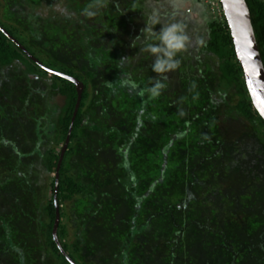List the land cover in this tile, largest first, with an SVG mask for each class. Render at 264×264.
<instances>
[{
    "label": "trees",
    "instance_id": "16d2710c",
    "mask_svg": "<svg viewBox=\"0 0 264 264\" xmlns=\"http://www.w3.org/2000/svg\"><path fill=\"white\" fill-rule=\"evenodd\" d=\"M59 1L13 0V4L8 2L14 8H17L18 5L25 7V16L21 18L20 23L24 22L27 29L0 19V27L9 34L7 35L0 29V72L5 69L23 68L22 70L26 73H34L40 77L50 76V86L44 90L41 88L37 93L46 95L47 91H54L56 95L51 103L46 98L39 102L33 96V91L29 90L27 96L24 97V106H21L18 111L14 110L15 112L9 111L8 105L0 104V120L1 118H7L3 119L5 122L16 120L20 129L19 131L13 128L12 131L8 132L17 137L11 139L0 137V160L2 161L0 168V208L6 210L11 208V205L20 207L21 216L25 218L31 214L27 208L31 206L36 210L41 208L44 246L53 256V264H71L68 258L75 264H185L184 262L187 264H209L212 253L208 254L205 243L202 245L200 241H198L197 246L194 245L196 251L182 258L183 262L178 261L179 254L174 250L173 239L168 238V235L161 236L164 240L160 241L161 243L158 242L159 247L156 249L152 247L150 240L152 237L146 232H149L148 229L150 230L152 221H155L156 218H164L165 212L160 210L155 217H149L146 221L139 223L140 209L148 196L146 193H139V183L146 175L139 172L135 157L131 154L134 150L133 144L136 137L142 133L149 136L147 124L157 117L160 121H165L164 126L171 122L175 124V130L168 135L164 153L166 155L170 153V147L175 143L174 134H178L182 130L192 142L189 152L186 153L187 161H189L188 159L207 157L208 164L213 162L212 170L216 176L225 170L227 171V167H224V170L221 162L222 159L226 158L224 154V142L226 143V141L221 137L223 134L221 133V124L225 126L233 123L242 127L246 132L252 133L264 147V119L252 103L242 68L237 61L224 14L222 15L223 20L207 21V38L199 49V54L202 57L181 60L180 67L175 70L179 84L176 82V89L174 90L171 88L174 81L172 78L171 80L170 78L165 79L155 72H152L153 75L148 77L137 76L136 70H143L142 67L134 69V74H129L128 68L119 64L121 55L113 46L110 49L92 47L89 50L87 58L93 67L100 65L109 56L115 57L116 62L112 67L113 75L101 82L100 86H103L106 94L105 103L115 110L130 131L121 133L116 130V134L122 142L118 143L115 140L109 148H106L99 145L97 147L90 140L93 133L108 134L112 131L111 115L107 112V107L100 105V118H97L94 115L97 114L95 106L89 104L90 102L96 104L103 102L99 96V89L92 86L95 73L88 70L87 67L81 68L84 72L81 73L68 63L58 60L48 46L50 41L58 45L66 38L59 30L60 20L79 21L89 33L91 30V27L82 20L79 13L73 16L58 13L56 3L59 4ZM63 1L65 6L66 2L68 5L67 0ZM246 2L250 9L252 25L264 64V1L246 0ZM30 6L34 9L32 18H29L27 14ZM38 7L39 11L37 12ZM67 7L72 8L69 5ZM44 10H47L46 14H44ZM41 20L49 22L54 20L57 23L54 22V25H50L51 29H44L41 26ZM10 36L23 46L31 56L39 60L43 66L72 76L81 81L84 86L80 105L73 122L70 141L59 170L57 199L60 222L57 229V241L63 251L59 248L52 234L56 215L54 202L55 173L75 109L77 88L68 79L55 74L49 75ZM37 52L40 54L39 56L36 55ZM108 52L110 53L108 54ZM156 79H160L165 84L158 96L149 91ZM169 87L172 91L176 90L174 93L180 100V105H175L173 109L169 98H167L168 94L170 95ZM183 89L185 93L180 91ZM28 110L31 114L28 113ZM154 111L159 115L155 117ZM101 117H108L109 126L101 123L103 120ZM31 124L34 127L33 132L30 129ZM7 144L11 145V148H5L8 146ZM79 147L81 149L77 151ZM88 150L91 151V156L88 154ZM108 151L114 153L113 161L110 160V156L106 155ZM32 155L37 156L39 162L33 161ZM5 157L6 159H4ZM217 158L219 159L217 160ZM5 160L9 163L7 164ZM162 161L163 159L159 162L161 165L157 174L153 175V182L149 183L148 191L153 192L156 190V186L166 183L177 169L172 158ZM105 167L113 178L116 172H119L120 175L116 176L115 182H113L119 190H122L123 197L133 202V209L130 212L131 219L128 221L130 226L126 230L124 229L121 237L117 240V248L101 250L102 244L98 246L94 243L90 244L98 253L97 255L102 258L99 257V260H94V262H86L80 256L81 248L85 244V224L80 223L73 231L71 238L66 239L68 234L64 222L66 216L64 205L76 197H83L87 200L84 212L92 216L91 210L96 201L105 198L114 201L115 196L108 187L99 194L95 187L91 186L90 176L93 171L96 172L95 176H97ZM108 182L111 181L108 180ZM157 183L161 184L157 185ZM9 185L15 190L10 189ZM257 194H259L263 204L261 206L259 203L260 206L257 209L262 211L264 210V190L257 191L254 196ZM10 195H12V199ZM182 207L190 208L187 204L182 205ZM170 208L174 212L173 204ZM85 220L84 216L81 217L82 222ZM246 221L245 217L239 220L241 224ZM116 222L122 225L121 219L117 218ZM114 224L118 226L115 220L112 227H115ZM248 228L250 227L244 228V235H246L244 251H236V255L234 254L229 262L223 264H264V225L252 230ZM102 231H99L102 233L99 235L102 236L99 239L101 242L104 237L105 239L107 237L104 235L107 229ZM6 236L12 251H15L14 253L17 255V264H27L23 250L11 243L9 235ZM193 237L197 239L198 235ZM134 242L136 244L139 242V244L134 245ZM162 245L167 249L165 253L167 256L160 253H163ZM140 254L143 255V257L141 256L142 259ZM151 254L154 256L150 257ZM147 255L149 257H145Z\"/></svg>",
    "mask_w": 264,
    "mask_h": 264
},
{
    "label": "rangeland",
    "instance_id": "374dc122",
    "mask_svg": "<svg viewBox=\"0 0 264 264\" xmlns=\"http://www.w3.org/2000/svg\"><path fill=\"white\" fill-rule=\"evenodd\" d=\"M12 1L0 0V19L27 29L24 22L20 23L21 18L25 16V7L18 5L17 8H14L11 5L13 4ZM67 1L72 8L67 7V2L65 6L64 1L61 0L59 4L56 3V11L70 16L79 13L82 20L91 27L90 33L79 21L60 20L59 30L66 38L58 45L50 41L48 46L58 60L68 63L81 73H84L81 68L87 67L96 75L92 86L99 89V96L103 102H100V104L90 102L89 104L95 106L97 114L94 115L97 118H100V105L107 107V112L111 115L110 125L112 127V131L108 134H91L90 140L97 147L99 145L100 147L109 148L115 140L121 143V138H118L116 130L121 133L130 131L115 110L105 103L106 94L103 86H100L101 82L113 75L112 67L116 62L115 57L109 56L100 65L93 67L87 58L89 50L92 47L110 49L113 46L117 53L121 55V59L127 58L121 60L119 64L127 67L129 74H134V69L142 67L143 70H136L137 76L148 77L153 75L154 57L140 50L147 43L156 42L155 37L149 36L147 32L143 36V30L147 26L153 28L156 32L160 31L161 25L152 24L154 16L158 17L163 25L172 22H183L187 25V35L190 38V43L187 49L177 56L180 61L202 57L199 54V49L207 38V21L223 20V10L218 0ZM8 2H11V4ZM33 10L31 6L28 7L27 14L29 18L34 16ZM47 10H44V14ZM38 11L39 7L37 8ZM88 11H93L96 15L88 16L86 14ZM54 22L57 23L54 20L51 22L41 20V26L48 29L51 27L50 25H54ZM36 55L39 56L40 54L37 52ZM22 69H5L0 72V104L8 105L10 107L9 111H18L21 106H24V97L27 96L29 90L33 91V96L39 102L46 98L51 103V100L56 97L54 91H47L46 95L37 93L41 88L44 90V88L50 86V76L40 77L34 73H26ZM175 73L176 71L173 70L164 74L157 73V75L166 77L165 79H174L172 82L173 87H171L174 90L176 89V82L179 84V79H176ZM171 88L169 87L170 95L165 96L169 98L173 109L175 105H180V100L174 93L176 90L172 91ZM184 89L180 91L185 93ZM47 108H49L48 105ZM28 113L31 114L29 110ZM153 113L155 117L159 115L156 111ZM157 118L147 124L149 136L142 133L136 137L133 144L134 150L131 154L135 157L139 172L146 175L139 183V193H146L148 196L140 209V220L138 219V221L142 223L149 217L153 218L158 211L162 210L165 212L164 218H156L155 221H152L151 228L148 229L150 233L146 232L152 237L150 240L153 248L156 249L160 246L158 242L164 240L161 237L162 235H168V238L173 239V248L179 254L178 261L183 262L182 258L196 251L195 246L200 241L202 245L205 243L208 254L212 253L209 264L227 263L236 251H244L246 248L244 228L249 226L248 229L252 230L264 225V210L257 209L262 201L259 194L254 196L257 191L264 190V147L252 133L246 132L242 127H238L233 123L225 126L221 124V133H223L221 137L226 141V143L224 142V154L227 158L222 159L221 162L223 163V169L227 167V171L224 169L223 173L221 172L220 175L216 176L214 170H212L213 162L208 164L207 157L194 160L188 159L189 161H187L186 153L189 152L192 142L190 137L182 130L178 134H174L175 143L170 147V153L166 155L164 147L167 145L168 135L175 130V124L171 122L164 126L165 121H160ZM3 119L7 118H1L0 120V137L3 136L2 138L5 139L17 137L8 133L13 128L20 131L16 120L5 122ZM101 119H103L101 122L103 125L109 126L108 117H101ZM30 129L33 132V124H31ZM7 145L5 148H11V145ZM79 149L81 147L77 148V151ZM94 149L96 148L94 147ZM88 151L91 156V151ZM110 151L106 155L110 156L109 158L112 160L114 159V153ZM210 151H212L211 148ZM31 158H33V161L39 162L37 156L32 155ZM169 158L175 161L176 171L166 183H160L161 186H156V190L153 192L148 191L149 183L153 182V175L157 174L161 165L159 162H161V159L166 161ZM1 163L0 160V168ZM6 163L8 164L9 161H6ZM38 175L39 173L37 177ZM95 175L96 172L93 171L90 176L91 186L95 187L99 194L108 187L115 196L114 201H111L110 198L96 201L91 210L92 216L84 212L87 200L83 197H76L64 205L66 213L64 222L68 234L66 239L71 238L73 231L80 223L85 224V244L81 248L80 256L86 262H94V260L97 261L101 257L90 245L92 243L96 246L102 244L101 250L117 248V240L121 237L124 229L126 230L130 226L128 221L131 219L130 212L133 209V202L123 197L122 190H119L114 184L116 176L120 175L119 172H116L113 178L105 167L97 176ZM108 180L111 182L107 183ZM160 184L157 183V185ZM9 186L10 189H14L11 185ZM10 197L12 199V195ZM120 198L122 199L120 200ZM172 204L174 212L170 208ZM185 204L189 205L190 208H183L182 205ZM27 209L31 212L30 218L22 217L21 208L14 205L6 210L0 208V264L18 263L17 255L14 253L15 251H12L13 249L8 243L6 235H9L14 246L23 250L27 264L54 263L52 254L44 246L41 208L36 210L31 206ZM242 212L243 214H241ZM83 216L86 218L84 222L81 221ZM244 217L247 221L241 224L239 220ZM117 218L122 220V225L116 222ZM114 220L118 226L114 224L115 227H112ZM105 229L107 231H104V235H107V237L105 239L103 235L104 239L101 242L99 239L102 236L99 235L102 233L99 231ZM196 235H198L197 239L193 237ZM135 242L134 245L139 244V242L137 244ZM161 248L163 253H160L167 256L165 254L167 249L164 245ZM141 256L143 257V255L140 254L142 259Z\"/></svg>",
    "mask_w": 264,
    "mask_h": 264
},
{
    "label": "water",
    "instance_id": "95a60500",
    "mask_svg": "<svg viewBox=\"0 0 264 264\" xmlns=\"http://www.w3.org/2000/svg\"><path fill=\"white\" fill-rule=\"evenodd\" d=\"M218 1L222 7L225 20L229 27L237 61L239 62L242 68L245 83L249 95L251 97L252 103L255 109L260 114V116L264 119V64L261 58L254 28L252 25L249 6L246 0H218ZM0 29L4 33L9 35L6 32V30H4L1 27ZM10 38L15 43L19 44L13 37L10 36ZM19 46L24 51H26L28 56H30L36 63L40 64L49 73V75L55 74L65 79H68L71 82H73L77 88V101H76L75 109L73 112L69 131L65 139V143L63 145L55 173L54 202H55L56 215L53 224L52 234L59 248L62 250L59 242L57 241V229L60 222V211H59V204L57 199L59 170L61 167V163L65 151L70 141L73 122L75 120V116L77 114L80 105L84 86L81 81L77 80L72 76H69L67 74L43 66V64L35 57L31 56V54L27 50H25L23 46H21L20 44ZM68 259L71 262V264H75L70 258Z\"/></svg>",
    "mask_w": 264,
    "mask_h": 264
},
{
    "label": "clouds",
    "instance_id": "9594fccd",
    "mask_svg": "<svg viewBox=\"0 0 264 264\" xmlns=\"http://www.w3.org/2000/svg\"><path fill=\"white\" fill-rule=\"evenodd\" d=\"M86 14L88 16L96 15L93 11H88ZM152 24L161 25L160 31L156 32L153 28L147 26L143 30V36L144 33L147 32L149 36L155 37L156 42L147 43L141 48V51L147 52L154 57V63L152 65L153 72L164 74L178 69L181 61L177 59V56L185 51L190 43V38L187 35V25L183 22H172L163 25L156 16L152 18ZM126 59L127 58H123L121 60L123 61ZM164 87L165 84H163L160 79H156L149 91L153 95L158 96Z\"/></svg>",
    "mask_w": 264,
    "mask_h": 264
}]
</instances>
